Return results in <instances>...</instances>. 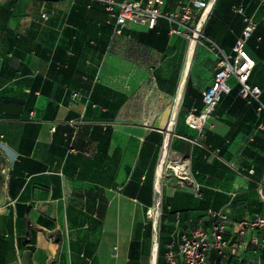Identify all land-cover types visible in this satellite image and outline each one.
I'll list each match as a JSON object with an SVG mask.
<instances>
[{"label": "crops", "instance_id": "crops-1", "mask_svg": "<svg viewBox=\"0 0 264 264\" xmlns=\"http://www.w3.org/2000/svg\"><path fill=\"white\" fill-rule=\"evenodd\" d=\"M231 5L258 23L248 51L251 83L264 90V0H219L209 25L217 39L204 37L215 51L201 49L171 127L181 49L168 19L153 29L136 19L117 35L99 2L0 0V264H152L156 219L177 243L212 224L209 209L233 223L225 254L209 263L264 264V229L242 236L235 224L264 212V116L237 91L202 130L187 122L245 27ZM126 47L153 56L145 77L127 74ZM152 95L166 107L134 122V105ZM164 156L184 173L167 165L159 176Z\"/></svg>", "mask_w": 264, "mask_h": 264}, {"label": "built area", "instance_id": "built-area-1", "mask_svg": "<svg viewBox=\"0 0 264 264\" xmlns=\"http://www.w3.org/2000/svg\"><path fill=\"white\" fill-rule=\"evenodd\" d=\"M89 1L101 3L109 13L110 18L115 19L114 33L117 35L122 34L123 29L127 27L130 21L144 20L148 27L153 29L156 27L158 20L164 17L173 24L170 30L171 35L183 36L190 40L210 0H172L175 6L170 11H167L170 0ZM237 11L242 17L245 27L242 34L237 38L232 53L224 55L220 59L214 74L213 84L203 90L204 107L202 111L197 113V110L193 109L187 117L188 124L194 129L202 130L207 120L222 102L223 97L233 91L234 87L230 83L233 79L236 80V84L239 86V96L248 105H255L260 117L264 116V102L262 99L264 90L250 81L256 67V61L248 51V42L254 36L258 23L253 16L246 14L243 5ZM42 16L46 18V15ZM202 31L200 36H202ZM260 40L261 38H258V41ZM212 49L214 50V48ZM69 123L76 130L80 119H73ZM263 128L264 121L258 126V129ZM55 129L56 127H53L54 131ZM182 172L184 173V171ZM250 172L254 173V170L251 169ZM260 182L264 185V177ZM262 197L264 199L263 194ZM207 215L212 220L210 226H197L191 232L183 234L179 238L177 249L174 248V244L168 247L165 253L168 264H210L209 254L211 252H215L219 256L225 254L229 245V241L225 236L226 229L228 225L233 223L222 210L209 209ZM235 224L242 236L249 231L264 229V212L256 215L254 219H243L235 222Z\"/></svg>", "mask_w": 264, "mask_h": 264}, {"label": "rangeland", "instance_id": "rangeland-1", "mask_svg": "<svg viewBox=\"0 0 264 264\" xmlns=\"http://www.w3.org/2000/svg\"><path fill=\"white\" fill-rule=\"evenodd\" d=\"M241 4V3H240ZM239 8V5L233 7V6H228L227 7V11H228V14H231L235 17V20L233 23H238V22H241L239 16H238V11L237 9ZM216 12V8L214 10V13ZM234 19V18H233ZM214 25V23H212V26ZM206 35V33H205ZM205 35L202 34V37L199 39L198 41V50H197V53H196V56H195V59H194V62L196 63L197 61V57L199 56V53L201 52V49L203 50L205 47L207 48L208 46L210 48L211 47V44L210 43H207V40L204 38ZM213 39H217L215 36H213ZM209 38H211L209 36ZM180 41L177 43V46L181 49V55L179 56L178 60L180 62L179 64V69H178V72H177V79L179 80L180 76H181V72H182V68H183V62H184V58H185V54H186V48L188 46V42H189V39L183 37V36H180L179 37ZM127 50V53H126V60L127 62H130L129 65H126V71H127V74L131 76L132 73H135L137 74V76L139 75L140 77H145L147 72L148 71H151L153 66H154V58L153 56L149 53V52H146V51H141L139 53H136L135 56L133 55V53H131V48H128L126 47ZM215 51V50H213ZM221 58V57H220ZM219 58V60H220ZM220 62V61H218ZM194 63V65H195ZM253 82V80H251ZM260 82V81H259ZM231 85H233L235 91L229 95H226L227 97L230 96V98H232V96L234 94L237 93V91H239V86L236 84V80H231L230 81ZM225 96V97H226ZM152 97L156 98L157 101H151V102H140V103H136L133 107V110H137L138 113H139V116L136 117V118H133V121H137V122H145V121H150L152 120L153 118H146L144 115H150L153 112H156L157 110H161L166 107V102H161L162 99L159 98V97H156V96H153ZM263 99V97H262ZM160 232V230L158 229V233ZM151 238L152 240H154V231L152 230L151 231ZM158 238H159V235H158Z\"/></svg>", "mask_w": 264, "mask_h": 264}, {"label": "bare ground", "instance_id": "bare-ground-1", "mask_svg": "<svg viewBox=\"0 0 264 264\" xmlns=\"http://www.w3.org/2000/svg\"><path fill=\"white\" fill-rule=\"evenodd\" d=\"M216 0H210L208 5L206 6L205 11L203 12L199 22L197 23L195 30L191 36V39L188 42V46L186 48V54L183 62V68L178 84V89L176 91V94L174 95L169 107L166 110L165 113V118L163 123L167 124L169 126H173L177 120V116L179 113V109L182 105L183 102V96H184V91L185 87L188 81V78L192 72L193 66H194V59L197 53V48H198V41L200 38V33L204 27V24L206 23L208 16L210 15L213 6L215 5ZM174 169L177 174H182L183 168L181 166H173L171 163L167 162L166 157L164 156L159 163L158 166V175L161 176L166 169V166ZM159 180L162 177H158ZM159 188V186H158ZM152 214V212H151ZM158 220L156 219L155 227H154V240H153V251H152V259L151 263L152 264H157V259H158Z\"/></svg>", "mask_w": 264, "mask_h": 264}, {"label": "trees", "instance_id": "trees-1", "mask_svg": "<svg viewBox=\"0 0 264 264\" xmlns=\"http://www.w3.org/2000/svg\"><path fill=\"white\" fill-rule=\"evenodd\" d=\"M218 1L219 0H216L215 5L213 6V9H212L210 15L208 16V19H207V21L205 23V26L203 28V31H202V34L205 35V33H206L205 36H207V37H209V36L211 37V35H212L211 31H209V25H210V21L212 19V15L214 14V10L216 8V5L218 4ZM9 7L10 6L8 5L5 8H3L2 11H1V13L2 14L4 13V14L8 15L9 14V11H8L9 10ZM244 8H245V6H244ZM245 11H246V14L247 15L252 16L251 15V11L248 8H246ZM238 16H239L240 20L243 22V19L240 16V14H238ZM189 80H190V76H189L188 81H187V84H186V91H185V96H184L185 99L187 98V94H188ZM250 81H251V79H250ZM203 107H204V104H203ZM203 107H202V109H203ZM196 110H197V113H200L202 111V110L199 111L198 109H196ZM158 242H159V246H158V259H157V264H168L166 262V259H165V253L168 250V246L167 245L168 244L169 245L174 244V246H175L174 248L177 249V243L175 242V239L172 238V240H171L170 233L166 229H164L163 226L161 227L160 232H159Z\"/></svg>", "mask_w": 264, "mask_h": 264}]
</instances>
